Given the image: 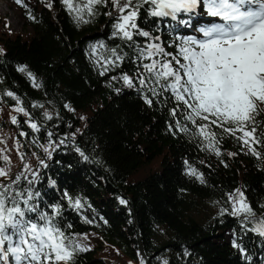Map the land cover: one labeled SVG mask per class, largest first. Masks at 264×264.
<instances>
[{
  "label": "trees",
  "instance_id": "16d2710c",
  "mask_svg": "<svg viewBox=\"0 0 264 264\" xmlns=\"http://www.w3.org/2000/svg\"><path fill=\"white\" fill-rule=\"evenodd\" d=\"M13 1L22 9L25 29L11 30L0 13V156L9 157L8 162L0 159V167L10 168L13 178L25 171V163L38 173L32 187L40 195L33 203L47 212L50 205H60V227L89 249L78 252L73 264H140L141 257L146 264H264V236L251 230L254 221L230 215L227 197L241 189L257 217L264 216V160L242 151L220 129H215L222 135V155L217 157L192 132L175 128L170 115L175 102L166 99L169 93L153 98L149 106L137 91L139 85L126 87L119 77H135L143 70L134 48L112 36L115 21L105 15L110 6H98L90 23L78 25L60 0H51V8L48 0ZM202 16L207 15L192 18L194 27L173 31L176 21L153 23L155 18L142 10L137 23L159 36L156 42L166 52L175 53L173 41L194 35L192 30L205 25ZM134 39L141 44L146 40ZM101 43L104 48L93 54L91 46ZM112 48L127 56L119 67L100 75L103 69L96 60L107 58ZM21 66L27 71L20 72ZM9 91L19 97V105L6 95ZM17 106L29 115L16 112ZM175 119L188 123L180 113ZM256 147L264 156V142ZM189 164L203 173L205 183L187 174ZM26 175L31 179V172ZM21 186L27 187L23 178ZM65 193L83 207L73 208ZM121 198L127 204H120ZM222 209L228 212L220 215Z\"/></svg>",
  "mask_w": 264,
  "mask_h": 264
},
{
  "label": "snow or ice",
  "instance_id": "6c2138e0",
  "mask_svg": "<svg viewBox=\"0 0 264 264\" xmlns=\"http://www.w3.org/2000/svg\"><path fill=\"white\" fill-rule=\"evenodd\" d=\"M16 2L21 3V0ZM60 2L78 25L90 23L98 14V6L111 7L105 15L115 21L112 36L134 48L136 62L143 70L135 77L125 73L119 79L128 88L139 85L137 91L144 93L143 99L149 106H152L153 98L169 93L166 99L175 102L170 115L174 118L176 129L183 133L192 132L201 139L204 150L213 152L217 157L222 155L219 147L222 135L215 129H220L222 134L235 138L242 145V151L246 149L247 154L264 160L256 147L264 142V120L258 119L264 115V0ZM47 7H52L51 0H48ZM142 10L147 17L155 18L153 23L169 18L176 21L173 31L181 27H194L191 21L197 15H207L211 19L209 23L194 29L199 35L178 36L172 44L177 51L172 53L166 52L164 46L156 42L160 40L159 36L153 37L151 32L139 26L137 21ZM182 15L187 19H179ZM137 36L146 40L142 44L137 43L134 39ZM91 47L93 54H96L97 48L103 49L104 45L101 43ZM108 51L110 55L107 58L101 55L96 60L103 69L100 75L119 67L127 56L117 48ZM2 52L3 49H0ZM18 70L22 73L27 71L25 66ZM27 75L33 86L39 87L35 76L31 72H27ZM112 79L116 80L117 77ZM6 95L13 97L19 105V97L13 92L9 91ZM15 111L29 115L22 106H17ZM178 113L188 123L182 124L180 119H175ZM44 115L52 119L48 112ZM11 121L17 123V117L12 116ZM29 124L33 130L39 131L35 122L29 121ZM172 128L170 124L169 130ZM44 150L50 157L48 148ZM76 151L85 160L88 159L79 148ZM228 155L234 156L236 153L229 152ZM0 159L9 161L6 155L0 156ZM20 159L23 161V155ZM40 164L47 167L43 160ZM185 164L188 162L185 161ZM23 167L25 171L14 178L10 176V168L0 167V264H73L78 252L89 249L60 227L57 220L61 215L60 205H50L51 212H47L33 203L40 195L32 187L39 176L27 163ZM26 172H31V179ZM187 174L201 184L205 183L203 173L190 164ZM22 178L27 182V187L21 186ZM64 196L73 208L79 210L83 207L79 199L73 201L67 193ZM227 197L231 204L230 215L254 221L251 230L264 236V216L257 217L244 192L237 188ZM119 203L125 205L127 201L121 198ZM260 207L264 208V205ZM226 212L228 209H222L220 215ZM85 222L92 223L87 219ZM233 243L234 247L244 252L239 244ZM140 264H146L143 257ZM162 264H168V261L163 260Z\"/></svg>",
  "mask_w": 264,
  "mask_h": 264
},
{
  "label": "rangeland",
  "instance_id": "374dc122",
  "mask_svg": "<svg viewBox=\"0 0 264 264\" xmlns=\"http://www.w3.org/2000/svg\"><path fill=\"white\" fill-rule=\"evenodd\" d=\"M0 13L7 17L11 30L23 31L25 29L22 9L13 0H0ZM210 19L208 16L201 17V20H205V24L209 23ZM192 31L199 35L195 30Z\"/></svg>",
  "mask_w": 264,
  "mask_h": 264
}]
</instances>
